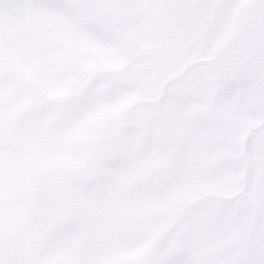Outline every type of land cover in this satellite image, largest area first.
<instances>
[{"label": "snow or ice", "instance_id": "snow-or-ice-1", "mask_svg": "<svg viewBox=\"0 0 264 264\" xmlns=\"http://www.w3.org/2000/svg\"><path fill=\"white\" fill-rule=\"evenodd\" d=\"M0 264H264V0H0Z\"/></svg>", "mask_w": 264, "mask_h": 264}]
</instances>
